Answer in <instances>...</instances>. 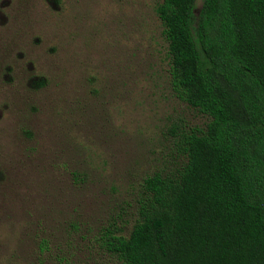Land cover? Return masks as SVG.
<instances>
[{"label":"rangeland","instance_id":"374dc122","mask_svg":"<svg viewBox=\"0 0 264 264\" xmlns=\"http://www.w3.org/2000/svg\"><path fill=\"white\" fill-rule=\"evenodd\" d=\"M160 1L0 0V264H116L101 233L184 165L208 118L171 90Z\"/></svg>","mask_w":264,"mask_h":264},{"label":"trees","instance_id":"16d2710c","mask_svg":"<svg viewBox=\"0 0 264 264\" xmlns=\"http://www.w3.org/2000/svg\"><path fill=\"white\" fill-rule=\"evenodd\" d=\"M161 0L174 95L208 118L182 133L175 176L143 179L116 264H264V0Z\"/></svg>","mask_w":264,"mask_h":264}]
</instances>
